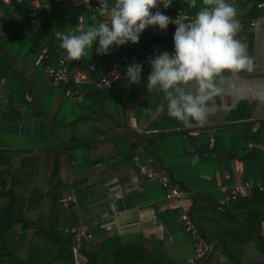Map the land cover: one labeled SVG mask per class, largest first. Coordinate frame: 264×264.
Listing matches in <instances>:
<instances>
[{"label":"trees","instance_id":"obj_1","mask_svg":"<svg viewBox=\"0 0 264 264\" xmlns=\"http://www.w3.org/2000/svg\"><path fill=\"white\" fill-rule=\"evenodd\" d=\"M257 2L253 0L249 12L239 20L248 24L259 16L264 9L258 8ZM190 3L191 0L184 3L172 0L171 7L161 6L170 18L180 6L196 15L200 8L190 7ZM90 4L93 11L99 6ZM0 10L3 12L0 29L7 25L6 31L0 33V77L10 79L11 92L20 96L26 124L22 141L15 142L9 137L0 142V264H79L78 254L84 264L188 263V255L194 254L199 237L193 238L185 230L180 207L158 213L182 251L175 257L165 250L161 253L154 244L150 249L144 238L126 240L121 234L107 236L94 250L91 239L85 235L65 231L66 227L84 225L78 204L76 207L62 204L64 196L75 186L71 175L83 165L96 143L107 140H114L122 161L130 163L138 147L143 146L141 161L146 163L154 157V167L169 173L172 185L191 194L190 216L198 234L203 233L207 237L204 240L212 246L195 264H264V191L250 188L221 210L218 202L224 192L200 175L204 164L215 158L223 176L226 172L233 175L232 162L240 158L244 164L243 180L264 184V153L258 148L246 152L249 142L264 143V120L254 128L257 122L249 119L252 112L244 110L249 104L247 100H241L231 110L230 122L223 126L204 128L193 122L189 128L168 115L163 93L147 91L148 75L142 74L139 85L124 79L129 89L122 80L112 89H99L93 82L55 85L45 72L49 63L66 66L71 71L75 66L88 72L95 68L93 81L100 79L108 58L96 54L98 41L82 60L71 61L55 33L76 28L80 17L83 25H93L101 22L102 16L99 13L94 16L93 11L82 5L59 1L41 12L43 23L38 27L29 21L28 2L0 0ZM67 19L69 23L65 25ZM141 38L144 42L131 50L123 45V50L150 59L163 44L169 49L174 47L170 36L144 31ZM153 41L159 45L152 48ZM44 47L48 51L43 54ZM76 87L84 92L82 101L69 97L68 92ZM157 110L160 112L155 114ZM143 121L146 126L139 133L147 138L124 142L121 134L130 131L132 122ZM229 154L231 157L226 156ZM97 161L92 159L88 164ZM64 166L68 167L66 175ZM16 225L22 227L21 232ZM221 226L226 228L222 237L217 234ZM248 252L254 256H247Z\"/></svg>","mask_w":264,"mask_h":264},{"label":"crops","instance_id":"obj_2","mask_svg":"<svg viewBox=\"0 0 264 264\" xmlns=\"http://www.w3.org/2000/svg\"><path fill=\"white\" fill-rule=\"evenodd\" d=\"M47 1H49L47 3L48 7L54 6L59 1L77 5L75 0ZM226 2L236 9V19L246 15L253 6V0H226ZM90 3L99 4L98 0H90ZM80 5L85 8L83 4ZM196 6H198V9L202 7V0H196ZM257 17L260 27L256 30H250L251 33L248 35L247 41L243 43L246 45L247 55L253 61V70L251 72L242 71L235 77L231 76L230 73L225 74L227 79L221 85L224 91L213 102H210V107L214 110L208 115L206 123L202 126L199 125L200 127H218L229 123V113L241 100L249 102L244 110L252 112L249 119L257 122L254 128H258L260 121L263 120L260 113H263L264 110V11ZM2 18L3 12L0 10V21ZM68 23L69 19L65 21V25ZM6 29L7 25L2 26L0 33H4ZM76 29L77 26L70 30H66V28L61 30L65 33L76 34ZM141 42H144V38L140 36L138 44ZM138 44L129 42L125 47L131 50ZM150 44L154 48L155 41L150 42ZM4 61L8 62L6 58H4ZM4 61L3 63H5ZM122 82L129 89L127 81L123 79ZM20 103V96L13 95L11 92L9 79L0 77V129L6 127L3 125L4 118L1 117L8 113L9 116L14 115L13 117H16V119H9L8 122L18 124L22 113ZM12 110H15V113ZM159 112L160 110H157L155 114ZM133 115L134 112L132 111L131 116ZM145 126V121L140 124L132 122L129 128L130 131L121 134L123 141L128 144L140 137L147 138L139 133ZM6 129L11 130V126L8 125ZM132 136L136 138L133 139ZM142 149L143 146H139L137 154L135 153L134 156L140 158ZM122 157L114 140L98 142L89 150V157L83 160V165L77 167L71 175L72 181L75 182V188L70 193H74L78 197L77 209H79L82 216L81 221L90 236L91 242L94 244L93 249H98L107 236L121 234L126 240L144 238L150 249L154 248V244L161 253L165 250L172 257L179 256L182 251L175 244V238L168 230L167 222L158 213L174 207L190 210L193 203L191 194L182 189L184 194L180 200L167 199L164 195V189L158 181L140 173L135 157H133V163L122 161ZM92 159L98 161L96 164L89 165L88 163ZM154 162L155 158L150 157L146 163L154 167ZM232 165L233 175L226 172L223 176L220 173L219 161L215 158L204 164L200 175L213 181L223 191L222 187L227 182L245 181L243 180L244 164L241 159H234ZM155 169L160 173H167L160 170L158 166ZM181 176H183L182 173ZM228 177H230V181L227 179ZM223 196H225V193ZM225 233L226 228L218 227L217 234L220 237L224 236ZM95 244H97L96 247ZM183 254L185 256V253ZM249 255L254 256V253L248 252L247 256ZM188 257L190 258V254Z\"/></svg>","mask_w":264,"mask_h":264},{"label":"clouds","instance_id":"obj_3","mask_svg":"<svg viewBox=\"0 0 264 264\" xmlns=\"http://www.w3.org/2000/svg\"><path fill=\"white\" fill-rule=\"evenodd\" d=\"M102 15L108 19L98 24L83 25L82 17L77 32L62 33L60 47L71 61H80L89 49L99 43L97 55H108L113 47L131 42L138 44L140 36L149 26L166 31L170 23L177 25L174 34V52H159L148 63L152 71L148 75L147 91L163 93L167 101L168 115L193 127L206 123L214 109L210 107L224 89L226 73L235 77L242 71L251 72L253 61L247 55L246 45L235 39L239 30L236 9L226 0H202L203 6L188 23H177L158 10L171 7L172 0H98ZM77 6L90 5V0H75ZM190 7H196L191 0ZM153 9H157L153 13ZM143 67L139 63L129 65L125 79L139 85ZM194 86V90L190 87Z\"/></svg>","mask_w":264,"mask_h":264},{"label":"built area","instance_id":"obj_4","mask_svg":"<svg viewBox=\"0 0 264 264\" xmlns=\"http://www.w3.org/2000/svg\"><path fill=\"white\" fill-rule=\"evenodd\" d=\"M5 3H10L12 0H3ZM17 3L28 2L31 6L29 21L31 24L35 26H41L43 23L41 12L44 11L47 7V4L43 2V0H15ZM187 0H181V3L186 2ZM85 6V5H84ZM99 6L95 7V11H93V6L90 4L89 6H85L89 10L93 11V15L95 16L99 13L102 17V21H106L108 19L107 15H102L101 11L98 9ZM257 7L260 9H264V0H258ZM163 14V7L160 5L158 8ZM153 13L157 11V9L152 10ZM195 18V14L187 12L183 6L177 8L175 16L172 18L173 21L176 20L177 23H188L192 19ZM239 22V30L236 33L235 39L239 40L241 43H244L248 39V31L256 30L260 27V22L258 17L251 20L248 24L243 21L236 19ZM177 25L175 23H170L169 27L166 31H161L158 26L152 27L149 26L145 29V32H151L154 34H159L162 36H170L174 37ZM62 33L65 31L59 30ZM174 40V39H173ZM155 46L159 45L155 42ZM98 48V47H97ZM48 48L44 47L42 49V53H47ZM168 51L170 53L174 52V47L168 48L166 44L161 46L159 52ZM99 57H107L108 58V66L103 72L100 79L97 81H93L92 72L95 70L93 68L91 72H88L85 69H82L78 66L74 67V70L68 69L66 66H55L51 63L47 64L45 68V72L52 80L55 85H66L71 81L76 84H84V83H94L96 87L99 89H112L115 83L119 80L125 79L126 69L129 65L134 63H139L143 67L142 74L149 75L152 71L150 64L148 63L149 58L138 57L136 55H129L124 50L123 47H113L110 49V54L108 55H98ZM55 59V56L53 57ZM69 97H75L78 101H82L84 97V92L81 88L76 87L75 89L70 90ZM258 148L264 153V143L261 142H249L246 148V152H250L251 149ZM135 162L138 165V169L141 174L145 175L148 178L157 179L160 185L164 188L166 193V198L169 200H180L184 194V191L179 187L172 185L170 176L168 173H160L157 171L151 164L144 163L141 161L139 157H135ZM152 162V161H151ZM230 181V177L227 178ZM257 187L260 191H264V184L261 181H254L253 179H248L245 181L239 182H227L222 187L225 196H223L219 200L218 208L223 210L225 206L230 205L232 201H234L239 195H244L247 193L248 189ZM78 197L74 193H68L62 199V204L64 207L73 206L76 207L78 204ZM181 208V207H180ZM181 219L183 220V224L185 226V230L192 234L193 238L199 237V240L195 243V252L188 259L187 264H195L198 260L203 259L209 251L212 249V246L209 242L205 241L199 234L197 225L194 223L192 217L190 216L189 210L186 208H181ZM66 232H76L81 235H85L87 239H90V236L87 234V230L84 225L66 227Z\"/></svg>","mask_w":264,"mask_h":264},{"label":"rangeland","instance_id":"obj_5","mask_svg":"<svg viewBox=\"0 0 264 264\" xmlns=\"http://www.w3.org/2000/svg\"><path fill=\"white\" fill-rule=\"evenodd\" d=\"M9 81H10V79H9ZM11 84V83H10ZM190 90H194V86H192V87H190ZM260 107V106H259ZM12 112L13 113H15V110H12ZM260 114H262L261 116V118L264 120V110H263V113H260ZM14 116V115H13ZM11 117V116H9V113L8 114H6V115H3L1 118H4L3 119V125L4 126H11V130H9V129H6V127H4V128H2V129H0V142L1 141H3L2 139H4V138H9V137H11V140H14L15 142H18V140H20V141H22L23 139H24V134H25V132H24V130L26 129V124L24 123V120H23V118H24V116L22 115V113H21V115H20V120H19V122H18V124H15V123H12V122H8V120L9 119H11V118H15L16 119V117ZM260 116V115H259ZM258 116V117H259ZM14 120V119H13ZM13 122H15V121H13ZM2 125V124H1ZM20 143H23V142H20ZM17 144V143H16ZM20 148H22V146H21V144L20 145H18ZM67 170H68V168L66 167V166H64L63 167V174H65L66 175V172H67ZM75 188V187H74ZM73 188V189H74ZM72 192V191H71ZM16 230L17 231H19V232H21L22 231V227L20 226V225H16ZM96 245L97 244H95V247H96ZM91 248L93 249L94 248V244H91ZM22 254H24V251H23V253ZM78 261H79V264H84V262H83V258H82V256L81 255H79L78 254Z\"/></svg>","mask_w":264,"mask_h":264},{"label":"water","instance_id":"obj_6","mask_svg":"<svg viewBox=\"0 0 264 264\" xmlns=\"http://www.w3.org/2000/svg\"><path fill=\"white\" fill-rule=\"evenodd\" d=\"M226 156H227V157H230L231 155L229 154V155H226ZM201 236H202L203 239H207V237H205V236L203 235V233H202Z\"/></svg>","mask_w":264,"mask_h":264}]
</instances>
